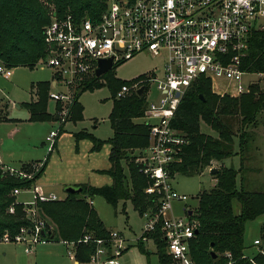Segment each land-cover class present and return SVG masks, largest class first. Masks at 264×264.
<instances>
[{
  "label": "trees",
  "instance_id": "1",
  "mask_svg": "<svg viewBox=\"0 0 264 264\" xmlns=\"http://www.w3.org/2000/svg\"><path fill=\"white\" fill-rule=\"evenodd\" d=\"M105 9L106 0H0V64L10 70L18 67L32 70L46 57L43 30L53 14L57 18L70 16L74 20L89 18L95 21ZM242 70L264 74V33L254 34L249 39L246 56L242 59ZM105 84L112 90V109L108 118L112 137L101 141L85 130L74 133L73 137L77 144L85 139L90 141L91 152H99L105 144L110 147V167L106 171H99V174L109 176L111 185L95 187L80 184L75 186L81 189L80 193L67 194L62 201L36 203V208L50 222L51 233L55 234L56 239L75 243V262L78 264L89 263L95 245L77 242L85 235L106 239L110 232L90 205V200L102 197L114 209L119 202L130 201L140 216L146 211L154 212L158 205L156 197L145 193L150 182L137 162L149 144V129L138 121L144 118L147 107L144 94L138 96L133 92L123 99H115V94L125 83L115 80L111 71L101 77L94 76L85 81L82 89L74 95L62 124L80 121V95ZM49 90V82L32 85L35 101L23 105L29 114L28 121L53 120L54 117L47 111ZM199 96L203 97V101ZM262 111L264 87L255 85L248 94L239 98L220 97L211 92L209 82L204 79L194 83L178 104L171 125L186 138L188 144L179 154L178 162L170 166L171 177H194L207 168L217 171L212 177L214 186L197 195L198 204L191 215L197 231L190 241L194 264H264V221L260 228V240H257L261 243L260 251L248 257L243 244L245 223L264 217V191L248 190L249 183L245 178V162L249 159L246 154L252 141L248 130L257 126ZM201 124L215 135L202 133ZM235 140L238 143L237 151ZM233 156L240 157L238 171L223 165L224 160ZM46 163L45 160L31 178L16 177L0 170V238L4 234L13 237L21 228L31 226L23 204L16 202L13 191L32 187L42 176ZM28 167L30 165H23L21 169L28 170ZM238 175L241 176L239 188ZM234 200L240 206L237 214L233 210ZM10 207L13 213H9ZM161 235L156 230L147 237L155 246L158 263L169 264L171 260L166 254V244ZM137 248L149 256L141 239L137 240Z\"/></svg>",
  "mask_w": 264,
  "mask_h": 264
},
{
  "label": "built area",
  "instance_id": "2",
  "mask_svg": "<svg viewBox=\"0 0 264 264\" xmlns=\"http://www.w3.org/2000/svg\"><path fill=\"white\" fill-rule=\"evenodd\" d=\"M257 33H264V0H106L105 11L95 21L74 20L70 16L57 18L55 14L43 30L46 57L36 66L52 70L55 87L69 89L76 80L94 77L98 61L112 60L113 69L142 54L162 59L159 70L122 85L115 99H123L141 88L145 95L150 83L161 95L156 102H146L144 111L143 123L149 129V144L137 162L150 182L145 193L156 197L158 205L154 212L143 213L145 222L138 240L152 242L147 236L159 230L170 264H194L190 241L196 229L189 211L182 209L183 217L174 216L173 212V202L183 203L187 197L174 189L169 169L178 162L188 142L172 127L171 121L183 95L201 79L209 82L215 95L230 98L248 94L254 83L264 85V74L242 70L249 39ZM0 74L9 79L11 71L0 64ZM250 76L260 78L254 80ZM246 78L251 80L245 81ZM221 79L234 84L235 95L214 89ZM48 98L54 103H67L72 101L73 93L60 91ZM61 114L63 123L67 109ZM56 136L54 131L49 134L50 146ZM32 167L37 173L41 163ZM0 170L21 178L35 174L28 176L30 174L22 170L8 169L1 159ZM19 192L14 190L13 195ZM33 194V203L23 205L27 207L25 214L31 226L21 228L13 237L4 234L0 238L1 243L23 246L27 254L32 253V245L50 239L49 236L42 238V231L53 234L52 226L40 218L36 203L57 201L36 187ZM8 211L13 213V208ZM126 242L120 232L110 231L106 239L85 235L77 243L95 245L89 264H118L117 259L127 249ZM63 243L69 259L75 262V243ZM260 244L254 241V245ZM226 256L230 258L229 254Z\"/></svg>",
  "mask_w": 264,
  "mask_h": 264
},
{
  "label": "rangeland",
  "instance_id": "3",
  "mask_svg": "<svg viewBox=\"0 0 264 264\" xmlns=\"http://www.w3.org/2000/svg\"><path fill=\"white\" fill-rule=\"evenodd\" d=\"M161 66L162 59L142 54L114 66L110 71L113 73L115 80L126 84L136 81L155 70H159ZM10 71L12 74L9 79H5L0 74V114L4 116L7 113V117L17 118L18 121L0 122L1 162L2 159L5 160L6 156H10L11 161H5V165L8 169L16 170L20 169L21 163L31 161L44 162L48 158L46 168L40 179L36 182V186H41L46 195L52 194L59 199L66 197L65 190L67 187H73L77 184L95 187L111 185L112 180L109 176L96 172L109 168V146L105 144L99 152H91L90 141L85 139L77 144L73 137L74 133L85 130L102 141H107L111 138L112 130L108 121L112 109L111 88L105 84L103 87L93 91H85L80 95L78 99L82 106V119L80 121H67L62 124L60 122L61 113L63 110L66 112L71 102L54 103L48 98V112L52 117L53 115L59 116V119L44 124L30 123L26 119L28 113L21 105L30 102L34 98L31 96L30 90L33 83L51 81L53 77L52 70L48 67L40 68V66H35L32 70L19 67ZM14 73H16L15 77ZM251 78L257 80L260 77L252 76ZM251 78H246L245 81L251 80ZM90 79H92L91 76L76 80L74 86L69 89L65 87L61 88V86H57L56 88L51 87L49 93L61 91L66 94L71 91L74 97L82 89L83 83ZM255 85L264 87V85L258 83H254L251 87ZM214 89L226 94H236L234 84L223 79L217 81ZM144 96L147 103L156 102L161 98L153 83L147 85ZM16 105H20V108ZM138 121L143 122L144 120L139 119ZM12 129H17L18 131L15 130L13 135H11L9 132ZM60 130L63 132L56 139V146L50 152L51 147L45 141V138L51 131L59 132ZM200 131L212 136L215 135V132L204 124L200 125ZM248 131L252 135L249 151L246 154L249 159L245 162V167L247 168L245 178L249 183L248 190L264 191V111L259 114L257 126L254 128L250 127ZM44 132H46L45 135H43ZM237 145V140H235V151L238 149ZM223 165L238 171L240 157L233 156L226 159L223 161ZM28 168V170L23 169L22 171L30 174H27L28 176H32L35 173L34 168L32 165ZM212 177L213 175H210L208 168L200 175L194 177L175 175L172 182L173 187L179 195H185L187 201L183 203L173 202L174 216L183 217L184 213L182 209H185L187 212L191 211V213L195 212L198 204L197 195L203 190L211 189L215 184V180ZM240 177V175L237 176L238 188ZM33 190L34 186L29 189L20 190L19 194L15 196L16 202L24 206L31 205L34 201ZM47 190H51V193ZM92 203L104 227L108 231L120 232L125 240H127V250L117 259L118 264H159L158 258L155 255V246L151 241L143 242L146 251L149 252V256L142 254L137 248V240L142 234L145 219L133 209L130 201H126L125 203L119 202L116 209L107 204L102 197H95ZM232 205L234 213H239L240 206L238 202L234 200ZM39 216L48 224L50 223L40 211ZM263 221L264 217L260 216L246 222L244 225V252L248 257L260 251L261 244L254 245L253 241L260 240V228ZM47 244L55 245L50 249L52 251L60 250L63 256L60 260L55 258L53 261L46 259L40 261L39 264H73V261L67 255L66 246L58 242ZM17 246L20 247V245ZM34 247L32 245V249ZM63 257L64 259L62 260Z\"/></svg>",
  "mask_w": 264,
  "mask_h": 264
},
{
  "label": "crops",
  "instance_id": "4",
  "mask_svg": "<svg viewBox=\"0 0 264 264\" xmlns=\"http://www.w3.org/2000/svg\"><path fill=\"white\" fill-rule=\"evenodd\" d=\"M19 68V67H18ZM16 69V68H15ZM14 69V70H15ZM15 72V71H14ZM12 74V73H11ZM16 76V73H14V77ZM52 76H53V72H52ZM11 77V76H10ZM39 82H47V81H39ZM35 83H37V82H35ZM35 83H33V84H35ZM32 84V85H33ZM49 84H50V88L52 87V88H56L55 86H54V81H53V77H52V79H51V81L49 82ZM32 85H31V89H32ZM30 89V90H31ZM33 94V92L31 91V96H33L34 98H32L31 99V101H35V96H34V94ZM49 95H50V93H49ZM30 101V102H31ZM29 103V102H28ZM25 104V103H24ZM24 104H22L21 105V107H23V105ZM56 105V104H55ZM18 108H20V105L18 106V105H16ZM47 111H48V107H47ZM28 113V112H27ZM49 113V112H48ZM50 114V113H49ZM51 115V114H50ZM26 117V116H25ZM28 117H29V114L27 115V122H30V121H28ZM53 120L52 121H49V122H30V123H39V124H44V123H51V122H53V121H57L58 120V117L57 116H55V115H53ZM57 117V119H55ZM25 119V118H24ZM10 121H13V122H16V121H18V119L17 118H9V117H7V113H5L4 114V116L3 115H1L0 114V122H10ZM16 131H18L17 129H15ZM15 130H11L9 133L11 134V135H13V133H14V131ZM52 132V131H51ZM50 132V133H51ZM50 133H48V134H50ZM46 134V132H44L43 133V135H45ZM61 133H59V132H57V136L54 138V142H53V144H52V146H50L51 144L49 143V142H47V138H48V136L49 135H47L46 136V142L49 144V146L51 147L50 148V152L55 148V146H56V139L59 137V135H60ZM93 135V134H92ZM112 137V136H111ZM96 138V137H95ZM100 140V139H99ZM102 141V140H101ZM79 143V142H78ZM109 149H110V147H109ZM91 150V149H90ZM49 152V153H50ZM7 157V158H6ZM4 159L5 160H3L2 159V164L6 167V168H8L6 165H5V161H11V157L10 156H6ZM8 157H10V158H8ZM46 160V162H47V160H48V158H46L45 159ZM44 160V161H45ZM109 162V161H108ZM36 163H43V162H41V161H31V162H25V163H21V165H20V169H16V170H22L21 169V167L23 166V165H33V164H36ZM109 167H110V164H109ZM109 169V168H108ZM108 169H106V170H108ZM106 170H101V171H106ZM97 173H99V171H96ZM40 179V178H39ZM38 179V180H39ZM37 180V181H38ZM36 181V182H37ZM36 182L33 184V186H34V188L36 187V188H38L42 193H44V195H46L45 194V192H44V190L42 189V187L41 186H36ZM77 185H80V184H77ZM86 185V184H85ZM76 186V185H75ZM48 192H50L51 193V190H47ZM49 195H51V196H54V195H52V194H49ZM46 196H48V195H46ZM66 196H67V194H66ZM55 197V196H54ZM56 198V197H55ZM66 198V197H65ZM65 198H63V199H59V198H56L57 199V201H62V200H64ZM94 199V198H93ZM93 199L92 200H90L89 201V203H90V205L93 207ZM94 209V208H93ZM97 213V212H96ZM100 218V217H99ZM103 223V222H102ZM107 230V229H106ZM54 234V233H53ZM56 240V241H55ZM254 241H257V240H254ZM254 241H253V243H254ZM51 242H58V243H61L62 245H64V246H66L62 241H60V240H57L56 239V236H55V234H54V237L52 238V239H49V240H47V241H44V242H42V243H38V244H36L35 245V247H34V249H33V251H32V253H29V254H27V253H25L24 252V247H19V246H17V245H15V244H12V243H1L0 242V264H39L40 263V261H42V260H46V259H51L52 261L54 260V258L55 259H61V257L63 256V254L61 253V251L59 250V251H57V250H55V251H52L50 248H52V247H54L53 245H49V244H47V243H51ZM243 244H244V240H243ZM42 246V247H41ZM245 247V246H244ZM67 250V249H66ZM33 256V257H32ZM247 256V255H246ZM64 259V257L62 258V260ZM73 264H78L77 262H74L73 261Z\"/></svg>",
  "mask_w": 264,
  "mask_h": 264
},
{
  "label": "water",
  "instance_id": "5",
  "mask_svg": "<svg viewBox=\"0 0 264 264\" xmlns=\"http://www.w3.org/2000/svg\"><path fill=\"white\" fill-rule=\"evenodd\" d=\"M53 16H55V14H53ZM97 69L95 70L94 72V75L95 77H101L102 75L108 73L111 69H112V60H106V61H98L97 62ZM136 94L138 96H141L143 94V88L139 89ZM199 98L203 101V97L202 96H199ZM57 119V117L55 118ZM216 169H211L210 170V175H214L216 173ZM81 189L80 188H76L75 186L73 187H67L65 192L66 194H74V193H80ZM192 213L191 211L188 212V215L190 216ZM197 233V231H195V234ZM49 236L50 239H52L54 237V234H50L49 233H46L45 231H42L41 232V237L42 238H45ZM213 258H215L213 256Z\"/></svg>",
  "mask_w": 264,
  "mask_h": 264
}]
</instances>
